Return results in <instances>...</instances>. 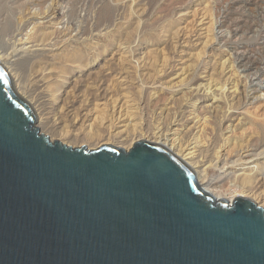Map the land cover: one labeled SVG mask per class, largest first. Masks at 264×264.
Returning a JSON list of instances; mask_svg holds the SVG:
<instances>
[{"label":"water","instance_id":"water-1","mask_svg":"<svg viewBox=\"0 0 264 264\" xmlns=\"http://www.w3.org/2000/svg\"><path fill=\"white\" fill-rule=\"evenodd\" d=\"M0 64V264H264V208L167 148L51 141Z\"/></svg>","mask_w":264,"mask_h":264},{"label":"rangeland","instance_id":"rangeland-1","mask_svg":"<svg viewBox=\"0 0 264 264\" xmlns=\"http://www.w3.org/2000/svg\"><path fill=\"white\" fill-rule=\"evenodd\" d=\"M7 22L8 31L0 30V54L8 53L19 33L29 31L34 23L33 40L47 44L45 49L54 44L57 50L42 59V67L50 70L48 89L77 108L84 104L100 108L106 103L101 116H107L112 100L123 102L142 134L172 121L187 103L194 109L195 104H203L206 95L190 91V83L196 85L207 76L226 87L235 84V96L222 97L212 112L199 111L206 123L198 140L218 159L204 180L228 200L243 190L241 180H235L238 191L233 186V177L240 171L257 162L255 175L264 177V0H0V28ZM69 36L77 38L76 46L68 45ZM225 58L233 62V78L225 74ZM2 66L8 70V64ZM14 67L11 73L17 74L24 66ZM181 70L186 75L182 84L175 77ZM98 128L101 137L107 133L105 127ZM100 138L68 139L69 144H64L92 150ZM137 138H127L123 145L132 141V146Z\"/></svg>","mask_w":264,"mask_h":264},{"label":"bare ground","instance_id":"bare-ground-1","mask_svg":"<svg viewBox=\"0 0 264 264\" xmlns=\"http://www.w3.org/2000/svg\"><path fill=\"white\" fill-rule=\"evenodd\" d=\"M232 10H234V9H232ZM228 11H230V10H228ZM3 15H4V13H3ZM226 15H229V14H226ZM23 19L27 20V18H23ZM230 20H233V19L231 18ZM21 21H22V19H21ZM254 21H252V22H254ZM258 22H255V23L257 24ZM216 23H217V21H216ZM10 25H11V22H10ZM34 27H35V24L32 23V26H31L29 31H27V29L25 28L26 29L25 33H22V32H21L22 34L19 33L20 37H17V40H16L17 44H15V46L11 47V50L8 53L6 52L3 54H0V64L1 65L8 64V67H7L8 70H6V71L10 72L9 76L11 75L10 78H11L13 89L21 98H23L32 107V109L35 113V116H36L35 122L37 123V126L41 132H44V134H46V135L49 134L50 140L55 138L57 140H61L62 143H66V141H69L68 139L88 141L91 139H95V138L97 139V138L101 137V134H100L101 131L100 132L98 131L100 129L98 127L102 126V128L105 127L107 129V133L105 135L104 134L102 135V137L100 138L101 141L99 143L97 142V144H95V148H98V147L106 145V144H111L113 146L122 147L126 150L131 146L132 141L130 143L128 142L127 143L128 145L125 146V145H123V144H125L124 143L125 140L127 138H130L131 140H133L134 137L136 138V136H138L139 139L137 138L136 140H141V138H142L146 141H149V142H152L155 144H159V145L167 148L170 152H172L175 156H177L181 161H183L190 169L193 170V172L195 173V176L197 178V181L199 182L200 186L206 192L212 194L217 199L222 198L219 196V194H216L215 192H213V189L211 188L212 183L209 180H204L205 179L204 176L207 173L206 172L207 169L214 162H217L218 159H217V157H216V159L213 157L214 154L211 155V154L207 153V149H205L198 140V136H199L198 134L202 129H204V126L206 123L205 117L199 115V111L204 109L205 112H212V110H214L219 105L220 102H223L222 97L226 96L228 98L230 96H233L232 93L234 94V91L236 94L235 84H232L230 87H226L225 85H221L217 82H214L213 80L209 79L207 76H204V79H202L201 82L198 81L199 83H197L196 85H194L195 84L194 83L193 84L194 86L190 83L189 84V90L190 91H192L194 93H202V94L206 95V99L203 102V104L200 106H198V104H195L196 107L193 105L195 107V109H194V108H192L191 105H189L187 103V105H185L182 108V110L180 109L179 113L177 114V117L176 118L174 117V119L172 121H169L166 125L157 126L156 128H154L153 131L149 130L148 134H142V133L138 132V131H140L137 128V122L138 121L136 122L135 117H133L132 111H130L128 105L124 104L123 102L119 103L118 101L111 99L112 100L110 103L111 105L109 104L110 108H109V110H106V112H105L107 114V116H101L99 111L101 108H105L103 106H105L106 103H104V105L100 108L97 105H94L90 108L82 107L85 104L77 108V107H75V105H73L74 103L73 104L72 103L66 104L64 102L65 101L64 98L60 99L57 96H55L48 89L50 70L47 71L46 70L47 67L44 66V68H43L41 64H43L42 59L44 57H48L47 52H51V51L53 52L54 50L55 51H57V50H56V47L54 44L50 47H47L48 49H45L47 44L45 46H41L42 45L41 43H36L33 40V36H32V32H33L32 29ZM204 27H206V26H204ZM8 29H9V23L8 22L5 23V25L2 28H0V30H2L4 33H5V31H8ZM104 29H105V27H104ZM23 30H24V28H23ZM106 30H107V28H106ZM207 32H208V29H207ZM97 34H96V36H97ZM101 34L103 35L104 33H101ZM207 35L208 34L206 33V36ZM94 36H95V34H94ZM98 36H99V34H98ZM97 37H95V38H97ZM65 38H66V36H65ZM97 41H100V40H97ZM66 42L68 43V45L74 47L77 44V38L72 39V36L71 37L69 36L66 39ZM39 46H41V47L39 48ZM60 49H61V47H60ZM61 52H63V51H61ZM55 53H57V52H55ZM235 57H237V55ZM232 59H233V57H232ZM51 60H53V58H51ZM5 61H7V62H5ZM228 61H229L228 58H225L223 61V66L225 65V68H226L225 74H228L227 77L233 78V74L235 71V70L231 69L233 66L232 65L233 62L231 63V61L230 62H228ZM220 63L222 64V61ZM14 64H21L24 67L21 68L19 71H18L19 68L17 67L18 68L17 74H16V71L11 73V71L14 67ZM11 66H13V67H11ZM223 66H222V68H224ZM234 67H236V66H234ZM236 70H238V69H236ZM178 74L175 77H176V79H178L177 81L178 82L180 81V83L182 84L181 81L185 80L186 75H185V73H183L182 70H181V74L180 75H178ZM186 83H188V82H186ZM176 85H178V84H176ZM169 87H171V86H169ZM230 88H233V89L230 90ZM99 91L100 90L97 91L98 94H99ZM235 94H234V96H235ZM67 98H69V97H67ZM231 98L232 97H230V99ZM116 100H118V99H116ZM200 100H201V98H200ZM85 103H87V102H85ZM99 103H100L99 105L103 104L102 102H99ZM95 104H96V102H95ZM85 106H89V105H85ZM53 108L55 111L53 110ZM53 111H54V113L51 114V112H53ZM231 112H232V109H231ZM208 114H210V113H208ZM213 115H215V114H213ZM231 130H232V128H231ZM130 135H132V136H130ZM184 138H186V139L184 140ZM66 144H69V143H66ZM213 145H214L213 147L215 148V143ZM210 150H211V148H210ZM212 151H213V148H212ZM212 151H211V153H212ZM214 159L216 161H213ZM258 164H260V163L256 162L254 164V167H249V169H247V170L240 171L239 174H237L233 177L234 181L235 180L236 181H240V180L243 181L244 186L242 187L243 190H241L240 193L237 192V194H234L231 197V199H228L229 201L232 202L236 198V196L237 197H244L247 199H251L258 206L264 208V177L263 176L258 177L257 176V175H259L258 173L255 175V173L258 169L257 167H259ZM200 167H202L201 170L198 169ZM262 169H264V168H262ZM261 170H260V172H261ZM233 174H231V175H233ZM228 177H230V176H228ZM236 181L233 183L234 191H238V189H236V185H235ZM216 185H218V184H216ZM212 187H214V185ZM226 195H227V193H226Z\"/></svg>","mask_w":264,"mask_h":264}]
</instances>
